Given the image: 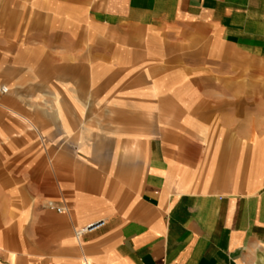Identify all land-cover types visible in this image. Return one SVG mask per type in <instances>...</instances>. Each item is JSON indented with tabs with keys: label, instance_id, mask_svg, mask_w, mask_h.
Listing matches in <instances>:
<instances>
[{
	"label": "crops",
	"instance_id": "0c3cea01",
	"mask_svg": "<svg viewBox=\"0 0 264 264\" xmlns=\"http://www.w3.org/2000/svg\"><path fill=\"white\" fill-rule=\"evenodd\" d=\"M0 264H264V0H0Z\"/></svg>",
	"mask_w": 264,
	"mask_h": 264
},
{
	"label": "built area",
	"instance_id": "2783aa9c",
	"mask_svg": "<svg viewBox=\"0 0 264 264\" xmlns=\"http://www.w3.org/2000/svg\"><path fill=\"white\" fill-rule=\"evenodd\" d=\"M47 206L49 208H52V209H55L57 212H61V208L60 207H57L55 206V204L51 201H49L47 203ZM104 225V221H98V222H93V223H90L88 224L87 226H85L84 228L80 229L77 231V235L81 234V233H84V232H90V231H93L95 230L96 228H99L101 226Z\"/></svg>",
	"mask_w": 264,
	"mask_h": 264
}]
</instances>
